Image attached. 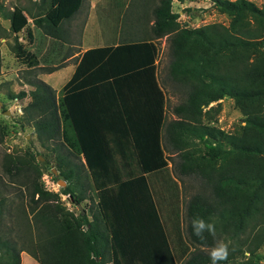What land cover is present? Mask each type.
<instances>
[{
    "label": "trees",
    "instance_id": "1",
    "mask_svg": "<svg viewBox=\"0 0 264 264\" xmlns=\"http://www.w3.org/2000/svg\"><path fill=\"white\" fill-rule=\"evenodd\" d=\"M81 3L40 0L34 12L27 13L42 33L70 43L62 22ZM211 3L229 15L227 24L180 25L171 0H156L149 9L151 22L145 24L148 0H135L121 15L117 43L85 50L58 94L36 76L27 79L29 92L8 93L11 98L30 95L23 106L24 122H30L40 144L54 152V166L65 184L57 191L45 188L33 159L6 153L5 171L14 184L24 186L28 201L26 207L17 203L13 212L0 192V219L9 221L8 235L0 231V264H19L20 250L40 264H176L143 175L165 165L163 150L174 152L171 161L178 175L199 178V189L184 201L185 254L179 264H210L208 253L216 240L231 242L228 259L220 264L236 254L244 256V250L247 256L234 264L257 263L256 249L264 239V2ZM0 16L12 17L1 3ZM164 34L168 61L159 79L153 63L155 39ZM10 48L15 56L36 63L35 53L23 47L16 34ZM62 63L39 68L49 72ZM105 84L111 96L101 94ZM164 85L179 92V101L171 107L176 118L165 119ZM86 86L87 96H73ZM150 88L155 92L152 101L137 96L138 89ZM223 96L241 113L242 123L229 131L213 123L209 114L218 110ZM81 100L120 105L119 116L111 113L118 126H81L74 113ZM151 102L158 111L133 110L138 103ZM3 127L0 122V140ZM125 138L132 140L137 158H109L107 149L127 150L119 144ZM83 177L97 189L95 200L85 191ZM59 193L68 194L75 204L86 197L88 201L73 214L61 204ZM197 215L215 223V240L192 235L191 220Z\"/></svg>",
    "mask_w": 264,
    "mask_h": 264
},
{
    "label": "rangeland",
    "instance_id": "2",
    "mask_svg": "<svg viewBox=\"0 0 264 264\" xmlns=\"http://www.w3.org/2000/svg\"><path fill=\"white\" fill-rule=\"evenodd\" d=\"M39 1L40 0H0L3 7L12 12L11 19L0 16V122L4 125L3 136L0 140V192L6 196L5 204L9 210L13 212L15 211V206L19 202L23 203L26 207L28 197L24 186L14 184L9 178L10 174L5 171L7 165L5 161L6 153L33 159V161L38 164L41 171L40 179L43 186L49 190L57 191L61 186L58 179H62L54 166V152L42 146L36 138L32 124L30 122H24L23 106L29 100L30 95L27 93L22 98H11L8 95L10 91H17L19 89H25L26 92H29L32 85L27 83V81L35 78V76L39 77L41 74H44L41 75V79L51 84L54 88H56L62 80L61 71L54 70L49 75H46L45 72L39 68L42 65L54 64L56 62V46L54 47L53 45L52 53L47 52L46 47L51 43L47 42L48 38H46L45 34L31 22V18L27 13V10L34 12L36 4L39 3ZM46 1L47 0H45V2ZM94 1L95 0H82L81 6L65 21L68 24L67 27L69 29L71 41L75 44L70 46L72 49H75L76 46L81 48V42L83 43V40L87 41L90 35L91 39L89 38L90 42L88 44L117 40L119 24H116L113 30L110 31L113 27L111 24L115 19L110 16V11L107 13L105 8L106 3H112L113 0H109L106 3V0H97L95 7L92 8V3ZM251 1L259 6L264 2V0ZM125 2L127 6L124 8ZM155 2L156 0H148L145 9H141L144 11L145 24H148L151 20L149 9ZM133 3H135V0H124L119 9H126V7L131 8V4ZM137 5L139 6V2ZM91 10L95 11V15H93L92 20H89V13ZM171 10L178 13L176 19L180 25L183 26H197L212 21H219L227 24L229 19V15L219 12L214 4L211 3V0H184L182 2L171 0ZM48 13L52 15L53 11H49ZM118 19L119 17L117 21H121V17L119 20ZM87 20H89L91 25L87 24L85 28ZM93 21L96 22L95 25ZM134 22L135 20L132 24H134ZM90 28L94 31L93 34ZM135 28L136 25L134 26V29ZM13 34L17 35V39L23 47L33 50L37 59L36 63H28L24 57L15 56L10 48L13 42ZM50 40L54 43V40ZM46 43L48 45H46ZM79 43L80 45H76ZM155 47L157 48V75L160 79L168 61L167 36L162 35L156 38ZM163 90L165 91V96L163 97L165 118L175 117L176 115L171 111V107L179 101V92L174 88L172 89L169 85H164ZM218 101V110L215 112L210 111L211 113H209L211 114L213 123L220 125L227 131L234 129L240 122L242 123L241 113L233 105L232 99L229 96H223L218 99ZM215 103L216 101L210 102L211 105H215ZM5 109L8 110V113L4 111ZM210 120L206 119L205 121ZM45 143L47 145L52 144L51 141H46ZM168 152L169 151L165 152L166 156ZM170 155L167 156L169 158L166 159V163L162 169L164 168L168 172V176L171 175L175 177L180 185L181 212L183 215L184 201L190 194L199 189V178L191 175H178L172 166V156ZM84 171L85 170H82V175ZM157 175L158 174L154 172L151 178H157ZM83 180L84 182L87 181L84 177ZM154 194H157L156 191ZM58 195L59 201L65 209L73 214L79 211L81 206L75 204L68 194L59 193ZM85 200L86 199H84L82 203ZM83 205H85V203H83ZM8 224L9 221L6 217L0 219V231L2 235H8ZM243 255L244 256L236 254L235 257L228 260L225 264H234L235 261L244 259L247 256L246 250L243 251ZM256 255L258 258L256 264H264V239L256 249ZM19 258L20 264H34L33 262L36 261L25 250L19 251Z\"/></svg>",
    "mask_w": 264,
    "mask_h": 264
},
{
    "label": "crops",
    "instance_id": "3",
    "mask_svg": "<svg viewBox=\"0 0 264 264\" xmlns=\"http://www.w3.org/2000/svg\"><path fill=\"white\" fill-rule=\"evenodd\" d=\"M92 1V0H91ZM96 1L95 0L92 3V8L95 7L96 5ZM109 1L106 0L105 3ZM124 0H113L112 3H106V11L107 13L110 11V16L112 18H114V22H112L111 26H113L111 28L110 31L113 30L114 26L116 24L118 25V28L120 26V17L122 15L123 9L126 6V2L124 5V8L122 10H120L119 8L122 6ZM179 2H182L184 0H177ZM81 6V5H80ZM114 6V7H113ZM113 8V9H112ZM112 9V10H110ZM180 11V10H179ZM93 15H95V11H92L89 13V20L93 19ZM118 15V16H117ZM119 17V21H117V18ZM89 20L86 21L85 23V28L87 26V24L91 25V23L89 22ZM94 25L96 24L95 21ZM151 22V20L149 21V23ZM180 24V23H179ZM62 25H64L68 32V24L63 21ZM109 28V29H110ZM92 31V28H90ZM101 29V28H100ZM99 29V30H100ZM98 30V31H99ZM94 31H92L93 34ZM167 36V34H164ZM47 42L51 43V44H47L48 45L46 47L47 52L52 53L53 52V45L54 47L56 46V62L54 64H57L59 62H63L61 66H58L57 68H55V71H61L62 72V76H61V82L58 84V86L56 88H54L51 84H49L51 87H53L56 91V93L58 94V92L60 91L61 87L67 83V81L70 79L71 75L73 74L75 67L78 63V61L80 60L81 55L83 54V52L89 48H93V47H98V46H107V45H115L117 43V40H109L108 42H104V43H97V44H88L90 42V39L88 38L87 41L83 40V43L81 42V48H79L78 46H76L75 49L70 48V46L75 45L74 43H72V41L69 42H65L62 41L58 38H53L49 35H46ZM117 38H118V34H117ZM54 40V43H52V41L50 40ZM76 45H80L76 44ZM78 48V49H77ZM33 51V50H31ZM153 63L155 64V68H154V72L156 73L157 71V49L155 52V56H154V60ZM46 65H52V64H46ZM54 70H51L49 72H45L46 75H49L50 73H52ZM44 75V74H41ZM41 75L38 77L41 79ZM106 77V76H104ZM42 80V79H41ZM155 80L158 82L157 76L155 75ZM44 81V80H43ZM47 83V82H46ZM107 88H104L103 91H100L101 94L105 95V93L107 92L109 96H111V90L109 89V85H106ZM160 88V86H159ZM124 93H126V89H123ZM89 92V86H86L84 88H80L78 90H75L74 93V97H77V95L79 96V99H83L84 96H87ZM137 96L138 97H151V101L154 98V90L153 89H138L137 91ZM156 97L158 98V93H156ZM92 100V99H91ZM131 107V106H130ZM136 109L133 110H138L140 112L146 111V112H153V111H158V105H154L152 102L147 105V104H142V103H138L135 105ZM78 108V110H77ZM128 109V106H126V110ZM120 111H121V106H117L114 107L109 103H106L105 101L100 104L97 105L94 101L88 102V101H82L80 103H78V105L76 107H74V113H78V119L81 122V126H83V123L86 122V125H90V127H97V128H104V127H116L118 126V124H116V121H114L112 119V114L113 112H117L118 116L120 115ZM172 118H176L172 117ZM168 119V118H165ZM113 120V121H112ZM121 124L125 126V123L121 121ZM152 125V124H151ZM162 129L160 132V138L159 141L162 143ZM108 143V142H107ZM109 145H112L113 143L111 141H109L108 143ZM120 145H122L124 148L127 147L126 151H117V152H111L107 149V153H109V158H113V159H134L137 158L136 156V151L133 148V143L132 140L130 138H125V140L123 139L122 142L119 143ZM165 150H163V153L165 155ZM169 156L173 157L174 152H168L167 153ZM165 155V159H168L169 157H167ZM80 160L84 161V158L82 155H80ZM171 171V170H170ZM157 173L158 177L157 178H151V175L153 173ZM143 175L145 176V180L147 183V186L151 192V196L153 199V204L155 207V216L159 222V224L161 225L162 229L164 230V232L166 233L167 236V242L169 244V248L171 250V252L173 253V256L176 258V264H179L180 259L182 257L185 250V241H184V233H183V227H184V222L182 219V212H181V193H180V185L179 183L176 181L175 177H172L171 175L168 176V172L163 168H157L155 170L152 171H147V172H143ZM86 183L84 184V189L87 193H89L91 195V197H93V199L95 200V196H94V191H96L97 189L93 187V190L91 188V181H88V179H86ZM156 191V195L154 194V192ZM86 199L85 201H88L87 197L84 198ZM83 199V200H84ZM82 200V201H83ZM81 201V203H82ZM84 201V202H85ZM83 202V203H84ZM81 203H78L79 206H81ZM82 203V204H83ZM81 208V207H80ZM153 223L155 224L154 220ZM144 238V237H143ZM191 247H189L190 249ZM188 250V249H187ZM33 262V261H32ZM34 264H40L39 262L35 261L33 262ZM20 264V262H19ZM23 264V263H21ZM103 264H111V261H106Z\"/></svg>",
    "mask_w": 264,
    "mask_h": 264
},
{
    "label": "clouds",
    "instance_id": "4",
    "mask_svg": "<svg viewBox=\"0 0 264 264\" xmlns=\"http://www.w3.org/2000/svg\"><path fill=\"white\" fill-rule=\"evenodd\" d=\"M192 235L201 241H206L208 236L216 238L215 223L206 221L201 216H195L191 220ZM207 233V236L205 235ZM230 241L216 240L214 246L209 251L210 264H220L226 261L230 251Z\"/></svg>",
    "mask_w": 264,
    "mask_h": 264
},
{
    "label": "water",
    "instance_id": "5",
    "mask_svg": "<svg viewBox=\"0 0 264 264\" xmlns=\"http://www.w3.org/2000/svg\"><path fill=\"white\" fill-rule=\"evenodd\" d=\"M0 103H1V101H0ZM4 111L8 113L7 109H5ZM58 181H60L59 183L61 184V186L65 184V181L63 179H58Z\"/></svg>",
    "mask_w": 264,
    "mask_h": 264
},
{
    "label": "built area",
    "instance_id": "6",
    "mask_svg": "<svg viewBox=\"0 0 264 264\" xmlns=\"http://www.w3.org/2000/svg\"><path fill=\"white\" fill-rule=\"evenodd\" d=\"M219 127H220V128H223V127H221L220 125H219Z\"/></svg>",
    "mask_w": 264,
    "mask_h": 264
}]
</instances>
